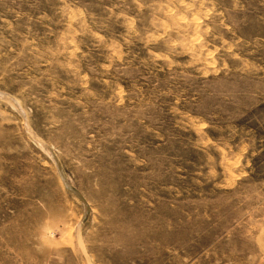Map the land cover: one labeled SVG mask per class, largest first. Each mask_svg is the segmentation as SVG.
Returning <instances> with one entry per match:
<instances>
[{
	"label": "rangeland",
	"instance_id": "1",
	"mask_svg": "<svg viewBox=\"0 0 264 264\" xmlns=\"http://www.w3.org/2000/svg\"><path fill=\"white\" fill-rule=\"evenodd\" d=\"M0 264H264V0H0Z\"/></svg>",
	"mask_w": 264,
	"mask_h": 264
}]
</instances>
